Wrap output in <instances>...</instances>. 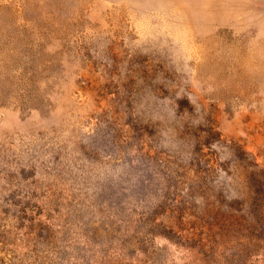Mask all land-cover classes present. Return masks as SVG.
Returning <instances> with one entry per match:
<instances>
[{
  "label": "rangeland",
  "instance_id": "rangeland-1",
  "mask_svg": "<svg viewBox=\"0 0 264 264\" xmlns=\"http://www.w3.org/2000/svg\"><path fill=\"white\" fill-rule=\"evenodd\" d=\"M236 146L264 162V0H0L5 261L201 264L175 172Z\"/></svg>",
  "mask_w": 264,
  "mask_h": 264
},
{
  "label": "trees",
  "instance_id": "trees-1",
  "mask_svg": "<svg viewBox=\"0 0 264 264\" xmlns=\"http://www.w3.org/2000/svg\"><path fill=\"white\" fill-rule=\"evenodd\" d=\"M213 134L202 143L208 149L207 144L215 138ZM196 154L191 163L195 169L189 167L194 172L193 176L188 177L183 171L175 172L181 179L175 181L173 188L186 183L187 196L191 198L198 194L204 204L205 215H201L203 222L200 224L203 230H193L189 240L183 239V244H188V241L195 244L196 252L201 254L198 258L201 264H217L219 259L222 264H243L255 251H261L264 264V162L259 163L241 146L233 148V171L226 169L225 162H216V166L215 160L208 157L212 155L210 150L204 152L200 147ZM181 168L186 170L184 166ZM220 170L232 179L230 186H233L234 195L230 200L224 197V186L215 193L212 190L211 182L216 180L214 176ZM181 236L178 235L179 239ZM189 247L193 246L190 244ZM0 264L15 262L13 258L5 261L0 257Z\"/></svg>",
  "mask_w": 264,
  "mask_h": 264
}]
</instances>
